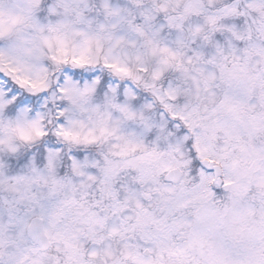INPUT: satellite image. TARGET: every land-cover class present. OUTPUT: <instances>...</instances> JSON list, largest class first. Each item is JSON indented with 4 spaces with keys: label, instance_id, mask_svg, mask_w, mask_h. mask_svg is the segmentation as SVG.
Listing matches in <instances>:
<instances>
[{
    "label": "clouds",
    "instance_id": "1",
    "mask_svg": "<svg viewBox=\"0 0 264 264\" xmlns=\"http://www.w3.org/2000/svg\"><path fill=\"white\" fill-rule=\"evenodd\" d=\"M259 3L0 0V65L8 69L0 85L12 78L9 65L30 81H43L39 92L25 86L29 100L14 114L0 113V204L25 189L47 191L54 181L62 182L61 195L84 185L95 199L107 167L141 192L157 184L195 183L199 173L192 175L185 137L199 136L205 156L218 158L203 119L211 105L202 70L215 68L213 57L217 63L234 58L239 42L226 19H243L241 30L264 46V7L254 6ZM79 81L94 90L82 94ZM141 175L143 183L133 179Z\"/></svg>",
    "mask_w": 264,
    "mask_h": 264
},
{
    "label": "snow or ice",
    "instance_id": "2",
    "mask_svg": "<svg viewBox=\"0 0 264 264\" xmlns=\"http://www.w3.org/2000/svg\"><path fill=\"white\" fill-rule=\"evenodd\" d=\"M254 6L264 7V0ZM224 23L239 42L234 58L217 63L213 57L215 68L202 70L211 105L203 119L218 158L205 156L199 136L185 137L198 180L141 192L107 167L95 199L84 185L61 195V181L47 191H20L0 204V264H264V46L241 30L243 19ZM106 66L130 75L127 68ZM9 67L12 78L0 85V113L12 115L29 100L25 86L39 92L43 81ZM5 71L0 65V75ZM77 84H83L82 94L95 88ZM37 162L44 164L42 158ZM133 179L144 182L142 175Z\"/></svg>",
    "mask_w": 264,
    "mask_h": 264
}]
</instances>
